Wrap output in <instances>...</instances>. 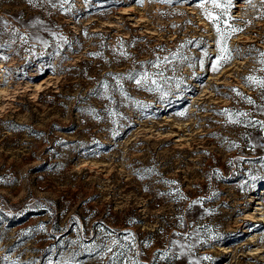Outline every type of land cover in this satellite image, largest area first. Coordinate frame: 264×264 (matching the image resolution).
Returning a JSON list of instances; mask_svg holds the SVG:
<instances>
[{
    "label": "rangeland",
    "instance_id": "obj_1",
    "mask_svg": "<svg viewBox=\"0 0 264 264\" xmlns=\"http://www.w3.org/2000/svg\"><path fill=\"white\" fill-rule=\"evenodd\" d=\"M216 3L0 0V264H264V0Z\"/></svg>",
    "mask_w": 264,
    "mask_h": 264
},
{
    "label": "snow or ice",
    "instance_id": "obj_2",
    "mask_svg": "<svg viewBox=\"0 0 264 264\" xmlns=\"http://www.w3.org/2000/svg\"><path fill=\"white\" fill-rule=\"evenodd\" d=\"M164 2H170V0H164ZM212 2H213V4H214V6H216V7H220V5L216 3V0H212ZM29 3H31V0H29ZM200 6L203 7V4H201ZM207 18H208L209 20H214V19H216V18H214L210 13L207 14ZM217 31L219 32V28H217ZM262 55H264V54H262ZM213 70H215V67H214ZM248 79L251 80L252 78H251V77H248ZM136 83H137V84H140V81L137 80ZM258 83H259L260 87L264 88V81H258ZM248 102H249V103H254L250 98H249ZM245 115H246V114H245ZM256 123H260V124L264 125V122L257 121Z\"/></svg>",
    "mask_w": 264,
    "mask_h": 264
},
{
    "label": "bare ground",
    "instance_id": "obj_3",
    "mask_svg": "<svg viewBox=\"0 0 264 264\" xmlns=\"http://www.w3.org/2000/svg\"><path fill=\"white\" fill-rule=\"evenodd\" d=\"M261 202V201H260Z\"/></svg>",
    "mask_w": 264,
    "mask_h": 264
}]
</instances>
